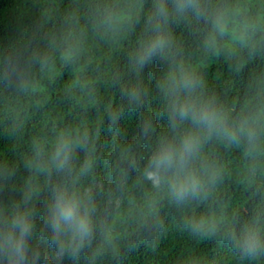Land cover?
Listing matches in <instances>:
<instances>
[{
  "label": "clouds",
  "instance_id": "1",
  "mask_svg": "<svg viewBox=\"0 0 264 264\" xmlns=\"http://www.w3.org/2000/svg\"><path fill=\"white\" fill-rule=\"evenodd\" d=\"M94 12L97 28L136 33L124 72L110 77L120 102L101 104L91 122L54 125L50 136L32 141L30 178L20 199L0 203V264L115 261L124 233L150 231L166 209L183 213L184 227L201 241L219 236L242 264H264V88L246 102L222 103L186 59L176 31L202 34L213 53L227 48L251 59L250 50L264 41V23L242 19L224 0H104ZM76 59L71 44L32 56L6 55L0 87L35 92L32 73L58 60L68 90L79 91L90 81ZM97 102L89 98V107ZM125 108L139 113L136 135L121 128ZM102 141L112 142L109 152L101 151ZM212 144L241 152L239 179L253 191L242 202L197 212L219 199L224 181L225 166L208 151ZM0 168L3 179L14 175L7 160Z\"/></svg>",
  "mask_w": 264,
  "mask_h": 264
},
{
  "label": "trees",
  "instance_id": "2",
  "mask_svg": "<svg viewBox=\"0 0 264 264\" xmlns=\"http://www.w3.org/2000/svg\"><path fill=\"white\" fill-rule=\"evenodd\" d=\"M104 0H0V59L6 55L28 53L32 56L41 51H58L73 45L76 62L85 65L84 79L88 87L69 91L65 71L60 62L42 67L35 76V92L9 93L0 87V164L7 160L13 166L14 175L7 180L0 176V203L20 199L32 158V141L37 137L50 136L54 125H75L94 120V111L101 104L120 102L119 89L110 86V77L124 72L122 61L134 44L136 33L129 30L113 34L97 28L93 22L94 9ZM121 3L127 0H120ZM242 13V19H255L264 23V0H224ZM181 35L186 59L198 70L207 89L224 104L246 102L258 88H264V41L248 56H233L227 48L213 53L206 50L202 34H189L182 28ZM138 32V29H137ZM153 69L152 73L155 74ZM71 78V72H68ZM129 77L125 76L127 80ZM147 82L148 75L143 76ZM95 97V109L89 107V98ZM153 115L158 111V101L151 103ZM139 113L125 108L121 128L128 135L138 134ZM104 135H111L107 128ZM112 142H101V151L109 152ZM208 151L225 166L224 181L218 193L219 199L210 205H200L197 212H208L217 204L232 205L248 198L253 189L245 191L241 183V152L230 151L215 144ZM3 169L0 168V173ZM103 176V171L101 170ZM42 182V181H41ZM141 195L139 189L133 193ZM260 198L256 191L254 200ZM39 204V197L33 201ZM161 221L150 231L124 233L121 255L115 260L107 258L104 264H242L223 245L219 236L201 241L185 227L183 213L166 209ZM166 217V219H163Z\"/></svg>",
  "mask_w": 264,
  "mask_h": 264
}]
</instances>
